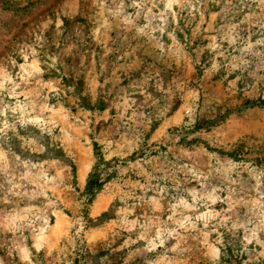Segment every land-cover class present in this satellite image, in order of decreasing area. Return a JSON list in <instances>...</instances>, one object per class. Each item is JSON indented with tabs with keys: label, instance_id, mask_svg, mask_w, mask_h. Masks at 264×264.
Wrapping results in <instances>:
<instances>
[{
	"label": "rangeland",
	"instance_id": "374dc122",
	"mask_svg": "<svg viewBox=\"0 0 264 264\" xmlns=\"http://www.w3.org/2000/svg\"><path fill=\"white\" fill-rule=\"evenodd\" d=\"M0 264H264V0H0Z\"/></svg>",
	"mask_w": 264,
	"mask_h": 264
}]
</instances>
